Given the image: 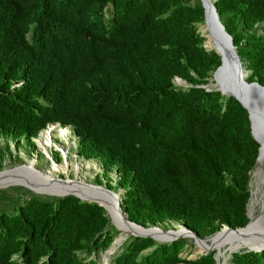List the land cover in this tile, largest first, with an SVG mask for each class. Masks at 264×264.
<instances>
[{
	"label": "trees",
	"instance_id": "obj_1",
	"mask_svg": "<svg viewBox=\"0 0 264 264\" xmlns=\"http://www.w3.org/2000/svg\"><path fill=\"white\" fill-rule=\"evenodd\" d=\"M213 4L246 80L264 85V0ZM202 20L199 0H0V135L34 150L47 125L68 126L143 227L182 223L201 239L243 227L258 144L240 103L206 90L219 56ZM16 188L0 189V264H99L118 234L101 206L22 186L8 201ZM127 237L104 264L220 263L181 257L185 238ZM228 264H264V250Z\"/></svg>",
	"mask_w": 264,
	"mask_h": 264
},
{
	"label": "water",
	"instance_id": "obj_2",
	"mask_svg": "<svg viewBox=\"0 0 264 264\" xmlns=\"http://www.w3.org/2000/svg\"><path fill=\"white\" fill-rule=\"evenodd\" d=\"M214 1L215 0H199L200 5L203 9L202 26L208 29V33L210 35L209 38L211 39V43L214 44L213 49L206 48L208 42L206 41L207 37L200 32V35L204 37L203 47L206 50H213L214 53H216L219 56V64L215 67V69L211 74L212 76L211 80L213 81L211 85L212 87L213 85H215V87L206 88V90L214 89L219 91V93L225 97H233L246 110L249 121L250 135L252 139L258 144L255 164L258 160L264 163V85L259 84L257 81L246 80L248 71L241 64L236 48L232 43L231 36L225 31L223 25L219 20L218 14L213 4ZM176 78L184 83V81H182L179 77H175V79ZM53 126H58V123L56 122ZM24 166L26 165H21L19 168ZM26 167H28V165ZM59 180L66 184L71 183L72 181L76 182L74 179H67V178L65 179L59 178ZM77 182H81V181L77 180ZM84 183L91 187L100 188L102 189V191H104L105 193L109 194L112 198H114V207L118 211V213L124 215L125 217L124 222L127 224L126 227H120L117 224L113 223L110 218L107 207L104 204L100 203L98 200H96L94 197H90V198L81 197L78 194L68 193V192H65L60 195L56 194L54 196L64 197L66 195H72L77 197L81 201L96 203L105 210V213L109 217L110 224L113 225V227L116 230L121 229L126 233L129 232L128 234L132 236L149 237L155 241H158L152 235L145 232H141V229H155L157 228L156 226L143 227L133 221L126 219V214L122 211L120 207L121 198L117 192L111 189H107L106 187L100 185H93L86 182ZM7 185H20L33 192V190H31L25 184L17 183V182H10V183L6 182L4 184H0V187H4ZM37 194H43V193H37ZM45 195H49V194H45ZM246 216L248 218V222L243 227L230 228L226 225H222L221 228L215 231L210 237L214 236L223 228L230 231H237L243 229L245 230L250 224V215L248 212H246ZM182 229L185 234L189 235L193 239L194 243L195 242L201 243L205 241V239L199 238L194 232L185 228L184 226ZM160 232L164 234L166 233L170 234L175 232V230L168 229ZM249 233L251 232L249 231ZM180 235L184 236V234L181 233H173L172 235L167 236L164 240H160L158 242H169L172 240H176L177 238L180 237ZM211 249L212 247L207 246L204 251H199L198 255L206 254L210 252ZM240 250H243L245 252L246 251L259 252L261 250H264V238L255 237V235L249 236V239L246 244L232 251H228V257L230 258L231 253ZM111 251H113V249L110 250L109 252ZM214 258L216 262H218L216 253H214ZM218 264L220 263L218 262Z\"/></svg>",
	"mask_w": 264,
	"mask_h": 264
},
{
	"label": "rangeland",
	"instance_id": "obj_3",
	"mask_svg": "<svg viewBox=\"0 0 264 264\" xmlns=\"http://www.w3.org/2000/svg\"><path fill=\"white\" fill-rule=\"evenodd\" d=\"M212 82L210 80V82L207 84V88H213L211 85ZM173 84L176 86H182V87H185L187 85L186 83H183V82L179 83V81L175 78L173 79ZM65 127L66 128H61L64 130L68 129L69 136L65 140L57 134L56 128H58V127H53V125H48L43 130H40L37 133V135L34 138H32V140H31L33 145H34V148H35L34 150H31L32 149L31 146H29V144H27L23 140L15 141L11 138H7L3 135H0V150H1V152H3V156H2V160H1V169H0V172L3 171L1 173V175H3V176H0V184H4L6 182L7 183L18 182L19 180H22V179L27 180V178H28V180H27L28 182H31V183L38 182L40 179V177L38 176V172H43V171L47 170V171H50L51 174L53 176H55V178H57V179L58 178H60V179H65V178L74 179L76 177L78 180L81 181V182H78L80 184H83L84 182H86L89 184L100 185V186L105 187L104 184L106 181L102 177L99 176V179L101 181L100 183L97 182V180L95 178L97 175H100V173L102 171V168L99 164V161L97 159L84 160L82 157H80L76 152V139H75L74 135L72 134L71 129L68 126H65ZM47 129H49L51 131V136H52L53 141H54L53 146L51 147L52 149L50 148V150H49L50 156H47L39 148L37 141H36L37 138H39V135L41 134V132H43L44 130H47ZM65 152H67V153L65 154ZM53 162L57 166L64 168V172L61 174L53 172V170L51 169ZM66 163H70V164H68L69 165V171L66 168ZM84 164H86L89 167L87 169V171L83 167ZM21 165H26V166L28 165L30 167H32V166L33 167L32 168H29V167L22 168L21 167L22 168L21 169V168H19ZM76 165L79 167L78 171H76ZM34 168H36V170H37L36 174L32 170ZM65 168L67 171L65 170ZM13 169H19V170H13ZM255 170H256V165L254 164V166L252 167V169L250 171V183H249L250 198H249V201L247 204V212L251 211V215L253 216V218H257L258 215L260 214L259 209H260L262 202H263V201H261V199H262V194H263V190H264L263 185L261 183H259L260 181L258 180V176H254ZM25 176H27V177H25ZM109 177H110V184L114 185L116 180H117V176L113 170L108 173V178ZM29 180H31V181H29ZM11 186H16L18 188L10 190V196L7 198L8 201H10L13 196L18 195L20 192H23L22 189L20 188V185H7L4 187H0V189H8ZM56 188H59V187H56ZM52 191L54 192L53 188H45V189L39 190V191L33 190V192H35V194L43 193V194H37V195L42 196V197H52V196L58 194V193H53ZM99 191H102V190H99ZM115 192H117L120 195L121 190L118 189ZM45 194H49V195H45ZM252 198H253L254 202L252 201ZM5 206H6V204L2 205V208H5ZM155 226L158 227L159 229H161L162 231L168 230V229L176 231V230H180V228H183L182 223H174V222L161 223V224L155 225ZM145 227H148V226H145ZM118 232L120 233V231H118ZM116 236L117 237H114L112 239L111 243L109 244V248H107L103 253H100V252L98 253V257H99L98 263L99 264L106 263L107 253L110 250H112L114 247L116 248V246H118L124 240L123 239L122 241H120L117 245L115 243V241L119 235L117 234ZM179 238H185L188 242V245L180 253L181 257L194 258L195 256H197L199 254V251H203V247H202V249L201 248L199 249L198 247H200V245L198 243H194L193 239L191 237L189 238L187 236L180 235ZM179 238H177V239H179ZM212 238L213 237L205 239L204 243L206 241L209 242V240H211ZM239 244H242V242H238L237 244H235V246L236 245L238 246ZM203 245H205V244H203ZM229 249H230L229 246H227V247L225 246L224 248H221L219 250H217L215 248L211 249V251L216 253V257L219 258L220 264H228V262H227L229 259L228 251H231ZM93 257L96 258L97 256H93ZM180 264H183V263H180Z\"/></svg>",
	"mask_w": 264,
	"mask_h": 264
},
{
	"label": "bare ground",
	"instance_id": "obj_4",
	"mask_svg": "<svg viewBox=\"0 0 264 264\" xmlns=\"http://www.w3.org/2000/svg\"><path fill=\"white\" fill-rule=\"evenodd\" d=\"M199 28H200L199 31L207 37L206 41H208V42H207L206 48H212L213 49L214 44L211 43V39L209 38L210 35L208 33V29H206L204 26H202V24L199 25ZM178 81H179V83L181 82L180 80H178ZM213 87H215V85H213ZM55 127H58V128H56L57 134L61 138H63L64 140L67 139V137L69 136L68 129L64 130V129H61V127H59V126H55ZM36 141H37L39 148L47 156H50L49 150L53 146V142H54L53 138L51 136V131L49 129L44 130L43 132H41V134L39 135V138H37ZM66 153L67 152H65V154ZM68 164H70V163H66V168L69 171V165ZM86 164H84L83 167L87 171V169L89 167ZM255 165H256V170L254 172V176H258V180L260 181L259 183H261L263 185V188H264V163L262 161L258 160ZM24 167H26V166H24ZM24 167H22V168H24ZM28 167L32 168L33 166L32 167L28 166ZM66 168H65V170H66ZM34 169H32V170L36 174L37 170H36V168H34ZM51 169L53 170V172L58 173V174L59 173L61 174L64 172V168L57 166L54 162H53ZM78 169H79V167L76 165V171H78ZM13 170H19V169H13ZM2 172L3 171H1V173ZM1 173H0V176H3V175H1ZM38 176L41 179V180L39 179L38 182H34V183L28 182L27 181L28 178H27V180L22 179V180H19L17 183L25 184L30 189L35 190V191L43 190L45 188H53L54 192L53 191L52 192L58 193L59 195L65 193V192H68V193L78 194L81 197H89V198L94 197L96 200H98L100 203L104 204L107 207V210L109 212L110 218H111L113 223L117 224L120 227H126L127 226V224L124 222V220H125L124 215H121L120 213H118V211L114 207V198H112L109 194L105 193L104 191L103 192L99 191L102 189L88 186L85 183H83L84 185L80 184L77 182L78 179L76 177L74 178V180L76 182L72 181L71 183L66 184V183L60 181L59 178L58 179L55 178V176H53L51 174V172L47 171V170L43 171V172H38ZM25 177H27V176H25ZM29 181H31V180H29ZM56 187H59V188H56ZM252 201H253V198H252ZM261 201H263V202H262V205L259 209L260 214L258 215L257 218H253V216L251 215V211H248V213L250 215V224L245 230L243 229V230H237V231H230V230L223 228L218 233H216L214 236H212L213 238L211 240H209V242L208 241H206L205 243L204 242H201V243L195 242V243H198L200 245V247H198V248L202 249V247H203V251H204L207 246L212 247V249L215 248L217 250L224 248L225 246L226 247L229 246V248H230L229 250L232 251V250L237 249L240 246H243L244 244H246L248 239H249V236H251V235H255V237H259V238H264V190H263ZM118 231H120V233L118 234L119 236L115 241V243L117 245L120 241H122L123 239H125L129 235L128 234L129 232L126 233L125 231H123L121 229H119ZM160 231H162V230L159 229L158 227L155 229H141V232H145V233L152 235L158 241L164 240L167 236L172 235L173 233H181V234H184V236H187L190 238L189 235H187L183 232L182 228H180V230H177V231L170 233V234H167V233L164 234ZM249 231L251 233H249ZM238 242H242V244L235 246V244H237ZM203 244H205V245H203ZM114 249H115V247L113 248V251H114ZM113 251H111V252H113ZM111 252L107 253V258H108V255L111 254Z\"/></svg>",
	"mask_w": 264,
	"mask_h": 264
},
{
	"label": "clouds",
	"instance_id": "obj_5",
	"mask_svg": "<svg viewBox=\"0 0 264 264\" xmlns=\"http://www.w3.org/2000/svg\"><path fill=\"white\" fill-rule=\"evenodd\" d=\"M55 124V123H54ZM54 124H49V125H54ZM48 126V125H47ZM58 126H59V124H58ZM53 127H55V126H53ZM60 127V126H59ZM65 127V126H64ZM43 130V129H42ZM118 234H119V232H118Z\"/></svg>",
	"mask_w": 264,
	"mask_h": 264
}]
</instances>
